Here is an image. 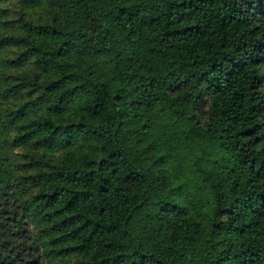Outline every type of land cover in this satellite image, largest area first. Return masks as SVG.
<instances>
[{"label":"trees","instance_id":"obj_1","mask_svg":"<svg viewBox=\"0 0 264 264\" xmlns=\"http://www.w3.org/2000/svg\"><path fill=\"white\" fill-rule=\"evenodd\" d=\"M0 264H264V0H0Z\"/></svg>","mask_w":264,"mask_h":264}]
</instances>
